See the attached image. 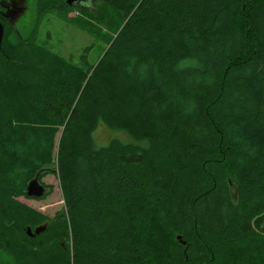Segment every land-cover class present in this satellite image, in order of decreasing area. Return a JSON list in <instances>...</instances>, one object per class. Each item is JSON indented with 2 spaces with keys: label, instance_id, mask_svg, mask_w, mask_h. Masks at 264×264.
Instances as JSON below:
<instances>
[{
  "label": "trees",
  "instance_id": "obj_1",
  "mask_svg": "<svg viewBox=\"0 0 264 264\" xmlns=\"http://www.w3.org/2000/svg\"><path fill=\"white\" fill-rule=\"evenodd\" d=\"M35 1L118 22L91 67L0 19V264H264V0Z\"/></svg>",
  "mask_w": 264,
  "mask_h": 264
},
{
  "label": "rangeland",
  "instance_id": "obj_2",
  "mask_svg": "<svg viewBox=\"0 0 264 264\" xmlns=\"http://www.w3.org/2000/svg\"><path fill=\"white\" fill-rule=\"evenodd\" d=\"M43 1L38 0V6L41 8ZM22 5L23 11L16 19V29L22 34V41L25 37L28 39L26 42L28 41L27 45L30 51H32L30 43L36 42L62 55L72 63L83 64L86 61L91 67L102 58L109 37L118 22L117 15L111 10H102L101 13H96L95 11L81 10L73 5L68 8L62 7V10L38 9L37 12L35 0H23ZM74 21L85 27L86 30L77 27L73 23ZM1 67L4 66L0 60ZM4 68L13 71L14 75H19L18 72L23 69L18 65H15L14 68ZM94 136L98 145L106 144L109 139L114 137L123 141L131 140L126 132L111 129L103 123L97 126ZM56 156L57 154L54 156V161H56ZM39 180L46 186L45 193L41 197H19V200L38 212L36 214L38 218L46 217L40 224L29 226L28 228L32 231L38 226L47 225L48 218L54 216L56 212L65 210L58 172H50ZM262 220H264V216ZM11 262L12 259L9 263Z\"/></svg>",
  "mask_w": 264,
  "mask_h": 264
},
{
  "label": "water",
  "instance_id": "obj_3",
  "mask_svg": "<svg viewBox=\"0 0 264 264\" xmlns=\"http://www.w3.org/2000/svg\"><path fill=\"white\" fill-rule=\"evenodd\" d=\"M83 0H66V3L68 5H73V4H78L79 2H81ZM23 10L20 9L18 11V14L15 12L13 13V16L10 18V22L11 24L16 28V19L18 17V15L22 12ZM3 32H4V27L3 24L0 20V48H1V41L3 38ZM45 193V189L44 186L39 182V178L38 176H35L34 178H32L26 187V194L29 197H35V198H39L41 197L43 194ZM45 230V226H38L36 227L33 231L30 228H27V234L29 236H34L36 234H39L41 232H43Z\"/></svg>",
  "mask_w": 264,
  "mask_h": 264
},
{
  "label": "flooded vegetation",
  "instance_id": "obj_4",
  "mask_svg": "<svg viewBox=\"0 0 264 264\" xmlns=\"http://www.w3.org/2000/svg\"><path fill=\"white\" fill-rule=\"evenodd\" d=\"M22 2L23 0H0V19L11 21L10 18L13 16V13L16 12L18 14V11L23 8ZM40 183L45 189L46 186L42 182Z\"/></svg>",
  "mask_w": 264,
  "mask_h": 264
}]
</instances>
